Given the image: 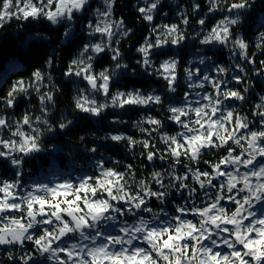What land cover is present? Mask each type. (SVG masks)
I'll list each match as a JSON object with an SVG mask.
<instances>
[{"label":"snow or ice","instance_id":"6c2138e0","mask_svg":"<svg viewBox=\"0 0 264 264\" xmlns=\"http://www.w3.org/2000/svg\"><path fill=\"white\" fill-rule=\"evenodd\" d=\"M203 3L206 10L194 0L187 6L190 13L180 9L177 22L160 24L156 16L168 15L163 0H141L135 6L138 19L150 25L136 48L135 64L165 82L167 104L155 90L116 87L118 77L138 74L136 68L129 71L119 47L132 29L123 17L115 18L116 0H101V6L91 10L80 29L88 40L62 73L69 82L84 84L72 97L73 111L81 114L76 119L99 122L108 110L134 107L165 112L164 119L148 114L134 122L139 138L119 131L102 137L123 145L142 168L101 157L91 174L27 184L24 165L46 150L45 134L64 133L74 120L67 113L52 122L61 89L50 71L37 68L28 79L13 81L0 97V165L13 170L12 178L0 175V264H40L38 257L52 264H264V95L249 112L240 110L255 95L247 80L249 66L252 75L264 78V59H256L257 53L264 55V31L255 41L237 31L254 0ZM90 9V0H0V28L13 19L63 26L59 42L71 51L79 38L74 24ZM216 14L219 18L206 29L208 18ZM193 17L199 25L193 38L200 37V45L227 48L233 70L240 74L228 79L230 69L219 64L207 74L199 67H184L191 91L177 96L180 59L159 58L165 49L184 43ZM253 46L256 51L250 50ZM102 56L109 63L97 70ZM206 59L211 57L199 63ZM56 60L53 52L45 68L51 69ZM33 93L39 114L25 110L15 116L19 101L31 102ZM166 121L177 130L165 131ZM109 123L127 121L115 115ZM87 151L95 154L98 148L93 145ZM148 166L152 171L145 173ZM173 194L182 202L170 201ZM165 204L172 205V212L159 207ZM118 218H125L118 234L99 230L101 222Z\"/></svg>","mask_w":264,"mask_h":264},{"label":"trees","instance_id":"16d2710c","mask_svg":"<svg viewBox=\"0 0 264 264\" xmlns=\"http://www.w3.org/2000/svg\"><path fill=\"white\" fill-rule=\"evenodd\" d=\"M194 0H163V11L168 15L165 17L160 13L155 18V23H174L177 22L176 12L180 9H187L190 13L191 9L188 4ZM202 7L206 10L203 0H200ZM141 3V0H116L114 7L115 18L123 17L126 26L132 29V33L128 38L121 41L119 47L123 54L125 63H128L131 71L136 68L137 75L120 76L118 77L119 87L122 91L140 88L145 92L155 90L162 95L165 104L170 102L169 94L164 91L166 84L163 80L157 79L155 76H149L143 73V70L135 64L138 58L136 48L143 43L144 38L148 36L150 25L138 19L139 14L135 10V6ZM91 9L85 16L84 20H77L73 30L78 33L79 38L71 51L66 45L60 44L59 37L64 31L63 26H52L46 21H28L20 22L15 19L6 23L3 28H0V97L5 96L9 86L13 81L18 79H28L32 72L37 68L45 72H51L55 84L60 87L61 91L57 93V104L53 110L51 117L52 122H58L60 114L71 113L70 118L74 120L73 125L64 133L59 131L52 134H45L43 144L45 151L36 154L27 159L24 165L23 180L30 184L33 182L48 183L57 179H75L85 174H91L94 171V161L103 157L105 160H119L121 163H132L137 167H143L141 161L134 158L132 154L125 150L123 145H116L103 141L102 137L110 132L119 131L127 135L139 138L141 133L133 127V123L138 121L142 116L151 114L158 118L164 119L165 112L163 110L131 108L124 110H108L104 114V118L97 122L96 118L76 119L81 114L73 111L72 97L75 94L77 87H83L84 84L77 85L69 82L63 77L62 73L66 68L67 63L76 55L77 50L86 43L88 37L86 33H81L80 29L83 23L91 17V10L101 6V0H90ZM179 6V7H178ZM81 14H78V17ZM219 18V14L211 16L207 20V27ZM264 0H254L253 7L248 11V14L242 18V23L237 29L238 32L245 34L250 41H255L258 33L264 31ZM199 31V25L195 23V17L192 18L187 27V39L179 47L165 49V56L159 59H166L168 56L175 55L180 59V87L177 90V96H181L185 91H191L187 88V81L184 76V67H199L202 73H209L210 67L213 64H219L230 69L228 79L232 75H238V71L233 70V57L230 55L227 48L220 46H205L199 44L200 37L193 38L195 32ZM251 51H256L253 46ZM55 52L57 58L56 63L51 69L45 68V61ZM211 57V60H205V64L199 63L201 58ZM155 59V57H154ZM257 62L264 59V55L257 53ZM108 59L104 56L100 57L97 63V70L107 66ZM57 65H60L59 67ZM214 75V73H212ZM251 82L255 95L250 96L249 101L240 106L243 112L250 111V105L258 102L259 95H264V78L257 77L251 74L249 66V76L247 78ZM233 87L243 88L244 85H232ZM116 88H113L115 91ZM203 94L204 89H196ZM207 91H211L210 86ZM21 99L15 109V116H19L23 111L30 110L35 114L38 113V101L33 93L30 98ZM102 101V97L100 98ZM193 99H196L193 92ZM115 115H119L120 119L127 121L126 124L112 125L109 123ZM177 129L172 124L166 121L165 131L174 132ZM80 137H84L83 140ZM96 145L97 153L93 154L87 151L88 148ZM138 156V153H137ZM208 158V157H206ZM107 166L111 167L109 163ZM159 167V162L156 164ZM201 167H206L201 165ZM152 166L144 169V172H151ZM13 170L10 167L0 165V175L4 178H12ZM219 183V181H214ZM215 191V190H212ZM170 201L181 203L182 199L179 195L173 194L168 197ZM158 202L153 203V207L158 211ZM199 203V201H197ZM163 207L166 211L172 212V205L165 204ZM226 207H232L231 204H226ZM174 214V213H173ZM147 215V214H145ZM191 218V217H189ZM131 220V218H127ZM124 218H118L115 221H123ZM108 221L101 222L99 230L106 227ZM119 226V225H118ZM40 264H45L48 261L44 257H38Z\"/></svg>","mask_w":264,"mask_h":264},{"label":"flooded vegetation","instance_id":"af4514ba","mask_svg":"<svg viewBox=\"0 0 264 264\" xmlns=\"http://www.w3.org/2000/svg\"><path fill=\"white\" fill-rule=\"evenodd\" d=\"M125 219V218H124ZM117 225V227H114L113 225ZM119 225V226H118ZM122 226V221H115V220H110L108 221L106 225V229L108 230V234H118L119 233V228Z\"/></svg>","mask_w":264,"mask_h":264},{"label":"rangeland","instance_id":"374dc122","mask_svg":"<svg viewBox=\"0 0 264 264\" xmlns=\"http://www.w3.org/2000/svg\"><path fill=\"white\" fill-rule=\"evenodd\" d=\"M257 211H259V209H257ZM114 227H117V225L115 224V225H113ZM100 231H102V232H104L105 234H108V230L106 229V227L105 228H103V229H100ZM45 264H52V262H50V261H48L47 263H45Z\"/></svg>","mask_w":264,"mask_h":264}]
</instances>
